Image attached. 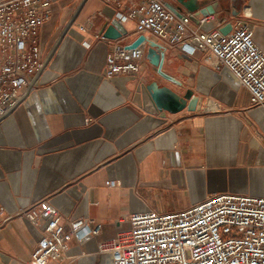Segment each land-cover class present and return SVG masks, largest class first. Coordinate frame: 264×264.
<instances>
[{
	"label": "crops",
	"instance_id": "0c3cea01",
	"mask_svg": "<svg viewBox=\"0 0 264 264\" xmlns=\"http://www.w3.org/2000/svg\"><path fill=\"white\" fill-rule=\"evenodd\" d=\"M197 4L251 23L264 54V0ZM112 19L103 0H53L41 30L46 66L0 119V264H28L41 230L18 214L41 200L64 226L102 227L97 237L69 242L60 264H111L97 245L126 230L134 214L186 209L212 194L264 198V106L250 107L232 74L199 52L163 49L161 73L173 82L145 58L140 74L106 78L110 46L94 37ZM124 27L127 46L139 35L134 23ZM141 80L192 92L202 112L164 119L142 112L132 104Z\"/></svg>",
	"mask_w": 264,
	"mask_h": 264
},
{
	"label": "built area",
	"instance_id": "2783aa9c",
	"mask_svg": "<svg viewBox=\"0 0 264 264\" xmlns=\"http://www.w3.org/2000/svg\"><path fill=\"white\" fill-rule=\"evenodd\" d=\"M103 3L122 26L134 23L135 34L154 39L162 49L211 58L214 69L230 72L247 92L250 107L264 106V54L253 41L251 23L230 10L196 18L173 0ZM52 4L53 0H0V119L20 103L46 66L41 30L51 18ZM228 26L230 31L222 34ZM94 39L110 46L106 78L141 73L144 44L128 50L122 40L112 42L99 35ZM18 216L41 230L28 264H60L69 242L97 237L102 228L90 220L64 226L47 200ZM127 223L126 230L97 245V253L109 255L111 264H264V198L212 194L186 209L134 214Z\"/></svg>",
	"mask_w": 264,
	"mask_h": 264
},
{
	"label": "water",
	"instance_id": "95a60500",
	"mask_svg": "<svg viewBox=\"0 0 264 264\" xmlns=\"http://www.w3.org/2000/svg\"><path fill=\"white\" fill-rule=\"evenodd\" d=\"M179 7L186 12L194 14L196 18H201L212 14L217 10V4L198 6L197 0H176ZM230 31V26L221 30L226 35ZM99 36L108 41H120L130 36L128 30L122 26L116 19L105 22L99 30ZM146 46L145 60L154 69V71L169 82L170 78L161 73L163 61V49L156 43L150 42L145 36H138L132 43L126 46V49L133 50L141 45ZM132 104L142 112L164 119L167 115H177L182 112L196 114L201 111V100L186 91L178 95L166 87H159L155 82L141 80L137 82Z\"/></svg>",
	"mask_w": 264,
	"mask_h": 264
}]
</instances>
